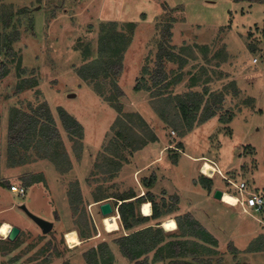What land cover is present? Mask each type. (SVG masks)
Instances as JSON below:
<instances>
[{
    "label": "rangeland",
    "instance_id": "1",
    "mask_svg": "<svg viewBox=\"0 0 264 264\" xmlns=\"http://www.w3.org/2000/svg\"><path fill=\"white\" fill-rule=\"evenodd\" d=\"M10 39L13 51L0 53V227L7 222L21 232L12 250L0 235V264H90L85 254L93 249L94 264H136L117 242L128 234L120 215V230L107 232L99 209L107 200L96 201L131 190L150 192L162 212L132 231L160 224L166 233L163 221L191 214L207 232L179 235L175 220L178 237L166 234L140 263L168 264L162 248L178 238L194 244L198 254L184 260L195 264H264V212L245 214L214 197L216 190L240 196L228 180L264 196V0H0V48ZM161 43L167 78L154 88ZM104 55H122L119 76L80 77ZM190 92L202 97L200 121L209 104L216 116L187 130L178 105ZM44 103L58 142L13 148L12 110ZM59 109L79 121L76 135L65 130ZM122 125L140 134L128 142L138 150L116 139ZM206 161L226 178L214 175L211 190L200 182ZM20 185L25 196L11 191ZM21 205L53 223L52 231L43 233ZM70 230L81 246H68Z\"/></svg>",
    "mask_w": 264,
    "mask_h": 264
},
{
    "label": "trees",
    "instance_id": "2",
    "mask_svg": "<svg viewBox=\"0 0 264 264\" xmlns=\"http://www.w3.org/2000/svg\"><path fill=\"white\" fill-rule=\"evenodd\" d=\"M11 17H8L6 20V25L10 26L12 25V14H9ZM13 40L10 39L5 43L3 47L0 48V53L3 49H5L7 52L13 51ZM164 43H161L160 46V52L158 54V67L154 70V72L151 75V82H153L154 88L159 87L161 82H164L166 80V75L163 69V56L166 53V47L164 46ZM103 49V47L101 48ZM168 52V51H167ZM117 54V53H115ZM105 56V55H104ZM122 55L120 56H113V59L111 57H100L95 61H92L86 66H84V70L80 71V77L83 79H90L93 80L95 78H98L100 74H103L104 77H110V75L113 72L114 76H119L123 71V63H122ZM1 69L4 71L5 64L0 63ZM87 72V73H86ZM3 74L2 76H4ZM115 82V81H114ZM116 88V94L123 95V91L120 90V88L117 86V84L114 85ZM149 89V87H148ZM150 90H152L150 88ZM213 100V98L211 97ZM163 101H165L163 99ZM203 102L202 97H200L197 93H187L185 94V97L180 99L178 109L180 110L182 117L184 118L185 122V128L187 130H192L195 123H203L210 119L211 117L216 116V111L213 110L215 108L214 106L207 105L205 106L204 110L202 111V116L205 115L204 120H201V116H198L200 111V104ZM168 103V102H167ZM204 113V114H203ZM59 114L61 118V122L63 123V126L65 130L72 135H76L81 129V125L78 120H76L72 115H70L68 112H66L63 109H59ZM200 118V119H199ZM174 122V121H173ZM140 136V134L130 126L127 125L124 127L122 125L121 130L117 132L116 139L119 140L122 138L124 140L123 144H127L129 140L131 139V136ZM59 139V130L56 126V120L51 112L50 107L44 103L37 107H31L30 111L16 108L12 110L11 119L9 122V131H8V142L13 148H17L18 146L25 144V143H33L36 142L37 145L42 146V144H46L47 146L54 147L57 140ZM133 139V138H132ZM132 142V141H131ZM130 142V146L134 148L135 150L139 149L140 144H133ZM57 149H54L53 155H59ZM108 163V162H107ZM201 178L205 179L204 181L201 180ZM200 182L202 186H204L206 189L211 190L212 186V179L208 177H201ZM7 186L8 183H6ZM114 198L117 206V203L120 202V205L118 206V211L120 215V219L122 221V225L126 231H128L127 235H122L117 242L119 243L120 250L122 254L127 257L129 260L136 262V264H149L147 260H145V263H140L139 259L142 255H146L153 251L161 242H163V237L167 234L170 236L178 237V233H172V232H164L157 224V225H148L146 228L138 229L136 231H132L134 226L136 224L142 223L145 220L151 219H161V211L158 210V206L156 204L154 195H152L150 192L145 194L144 196H138L135 194L134 191H127L120 194H117L116 196L112 195L109 197H100L96 196L97 202L108 200V198ZM134 201H137L141 204L151 202L153 205V213L149 217H141L138 216L135 203ZM115 208V207H114ZM184 219L176 218L180 230L179 235L183 236H193L197 238H202L203 233H207L206 229L195 219V217L191 214H186L184 216ZM84 239H88L89 237H86L84 234ZM193 245L190 241H183L179 240L178 238L175 240L170 241L165 247L162 248V251L165 249L167 252V256H169L170 260L168 264H195L188 260H184L187 256H196L198 252L195 250V248L189 247V245ZM4 246L7 250H12L17 246V243H14L10 241L9 239L4 242ZM105 250H107L106 246L104 245V248L100 250V255H102L105 258ZM96 255L98 256L97 250L93 249L89 253H86L85 256L89 260L90 264H94L95 262L93 259L90 258H96ZM165 258L166 256L162 255V258ZM161 258V257H160ZM201 261V260H200ZM94 262V263H93ZM203 262V260L201 261Z\"/></svg>",
    "mask_w": 264,
    "mask_h": 264
},
{
    "label": "bare ground",
    "instance_id": "3",
    "mask_svg": "<svg viewBox=\"0 0 264 264\" xmlns=\"http://www.w3.org/2000/svg\"><path fill=\"white\" fill-rule=\"evenodd\" d=\"M204 165H205L204 171L207 173L212 174L213 171L216 170V166L214 164H212L210 161L204 162L203 166ZM221 201L227 205L235 206L237 198L234 195L226 192L225 194H223V198ZM142 214L146 217L152 215V206L150 203L143 204ZM102 223H103V226L105 227L107 232L111 233V232H116V231L120 230L119 216H117V214L103 218ZM161 226L163 227V229L166 232H173V231L177 230L176 221L174 219H168V220L163 221ZM11 229H12L11 224H9L7 222L3 223L0 227V235L3 237H8ZM65 238H66L67 242L69 243L70 248L74 249V248L82 245L81 238L79 237V234L76 230L68 231L66 233Z\"/></svg>",
    "mask_w": 264,
    "mask_h": 264
},
{
    "label": "built area",
    "instance_id": "4",
    "mask_svg": "<svg viewBox=\"0 0 264 264\" xmlns=\"http://www.w3.org/2000/svg\"><path fill=\"white\" fill-rule=\"evenodd\" d=\"M254 62H257V59H255ZM204 167L205 165L201 167L200 169L201 173L208 178H213L214 175L216 174H219V175L221 174V176H223L221 170L218 169V167H216L217 171L216 170L213 171L212 174L205 172ZM228 181H229V184L232 185V187L235 189L236 193L240 194V196H238L232 193V195H234L237 198L235 207H239L245 214H250L252 211L264 212V196L263 195L258 194L256 192L248 191L249 187L247 186L245 182L235 183L231 180H228ZM11 191L13 194L18 195V196H25L26 194V188L21 185L11 187ZM225 193L226 192H224V194ZM114 212L118 213L117 216H119L118 208H115ZM67 244L68 246H70L68 242Z\"/></svg>",
    "mask_w": 264,
    "mask_h": 264
},
{
    "label": "water",
    "instance_id": "5",
    "mask_svg": "<svg viewBox=\"0 0 264 264\" xmlns=\"http://www.w3.org/2000/svg\"><path fill=\"white\" fill-rule=\"evenodd\" d=\"M223 194L224 192L221 191V190H216L215 193H214V197L218 200H222L223 198ZM112 199L111 200H107L105 201L104 203H102L100 206H99V209H100V212L102 214V216L105 218V217H109L111 216L113 213H114V207H113V204H112ZM21 209L23 211H25V213L41 228V230L43 231V233L47 234L49 232L52 231L53 229V223L49 222V221H46V220H43L39 217H37L36 215H34L33 213H31L27 207L25 205H21ZM21 230L20 228L14 226L12 227L9 235H8V239L10 241H15L17 239V237L19 236Z\"/></svg>",
    "mask_w": 264,
    "mask_h": 264
},
{
    "label": "crops",
    "instance_id": "6",
    "mask_svg": "<svg viewBox=\"0 0 264 264\" xmlns=\"http://www.w3.org/2000/svg\"><path fill=\"white\" fill-rule=\"evenodd\" d=\"M249 186V185H248ZM256 193H258L259 194V192H256Z\"/></svg>",
    "mask_w": 264,
    "mask_h": 264
}]
</instances>
